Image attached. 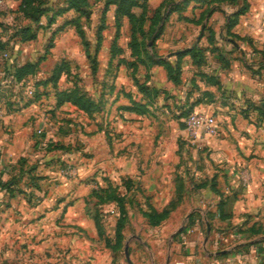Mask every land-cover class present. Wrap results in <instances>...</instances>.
<instances>
[{"label": "crops", "instance_id": "obj_1", "mask_svg": "<svg viewBox=\"0 0 264 264\" xmlns=\"http://www.w3.org/2000/svg\"><path fill=\"white\" fill-rule=\"evenodd\" d=\"M161 1L147 0L148 15ZM247 1L232 28L243 38L224 29L233 4L220 3L207 18L216 31L212 43L199 36L203 25L181 16L197 17L202 6L191 0L169 14L155 40L158 55L173 60L178 49L216 47L204 50L199 63L183 55L178 83L162 64L138 62L140 89L131 68L116 65L118 57L135 58L130 35L116 39L122 52L111 66L110 39L103 35L97 115L69 101L49 112L40 102L12 111L10 102L0 101V180H10L12 191L0 186V264H128L125 244L134 264H264V67L254 50L264 48V0ZM65 106L81 112L79 118L58 116ZM190 107L217 120V135L200 147L187 141L184 127L170 132L158 125L182 121ZM72 134L80 135L82 147L46 148L70 143ZM80 149L87 153L80 156ZM58 158L74 163L76 178L59 174ZM18 171L21 176L12 177ZM93 185L114 187L116 197L99 202ZM138 186L142 193H135ZM174 198L167 216L150 224L143 210H161ZM119 200L126 219L117 245ZM135 200L142 211L129 206ZM217 231L235 235L219 247Z\"/></svg>", "mask_w": 264, "mask_h": 264}, {"label": "trees", "instance_id": "obj_2", "mask_svg": "<svg viewBox=\"0 0 264 264\" xmlns=\"http://www.w3.org/2000/svg\"><path fill=\"white\" fill-rule=\"evenodd\" d=\"M191 0H162L153 10L151 15L147 13V0H105V5L102 8L100 23L96 29V40L93 47V50L90 48V43L88 38L85 37V31L83 30L79 21L75 18H69L64 20L62 26L65 24H73L76 28L78 36L81 39V42L84 46V52L90 58L91 61V71L95 72L97 70V54L101 46V42L103 39L102 30L105 28V14L108 9L109 2L115 3V18L114 23L116 25V32L114 34L113 40L110 44V59L111 60L119 55L122 52V47L117 44L118 37V29L122 24V20L127 18L130 24V38L127 42V45L130 48V54L135 56L134 59H126L124 57H118L117 64L120 62H124L129 68H131V74L134 82L138 85L140 89H143L141 83L134 76V72L138 65V62L143 63L145 65H150L152 63H159L164 66L167 72V76L174 83L180 82V72H181V58L185 54H190L193 60L197 63L203 61V52L206 49L213 50L214 46H199L197 44L192 45L190 47H185L182 49H178L174 52L175 58L173 60H169L166 57H161L157 54L155 50V40L161 34L163 29L164 21L167 19L169 14L173 11L181 12L185 9L186 5ZM198 6H202L203 9L199 12L198 16L189 17L187 15H181L185 20L192 21L200 26L203 25L202 34H206L207 40L209 43H212L215 36L216 31L209 25H207V18L210 14L219 8L220 3L226 2L229 4H233V10L226 16L224 29L227 35H230L232 38H243L239 34L232 31L233 26L237 23L238 18L241 14H243L249 6L247 0H192ZM29 0H20L17 11L18 12H28L27 15L33 21H38L43 15L47 17V24L50 25L55 22L56 16L62 15L65 11L69 9H74L80 15H84L86 18L89 16V0H67V4L62 7H58L57 9H52L51 7H46L43 1H38V3L34 6V9L29 14ZM134 8H139L140 11L136 12ZM148 22V23H147ZM147 23V27L145 26ZM61 27H57L58 30ZM15 35L18 36L20 40H30L34 39L37 36V29H31L30 25H18L15 29ZM249 40V39H248ZM7 42L0 40V51L5 48ZM51 45V41L48 42V45L45 49L44 54H42L36 61H24L20 64L10 65L7 62H4L5 66L3 67V75L2 79L5 78H13L14 80H20L23 76L34 73L37 69L38 63L41 59L45 58V53H47L48 46ZM255 51L260 53V67H264V48L257 49L254 48ZM71 69L69 63L64 59L57 62L53 68L51 69L48 76L43 79H40L38 83L47 84L50 83L51 86L55 90L56 100L55 106H59L66 101H70L75 104L77 107L88 112V114H92L94 111L100 109L99 100L95 101L90 95L82 93L79 95H73L71 92L75 90L72 87H66L60 89L58 87V81L62 75H70ZM7 83V82H6ZM2 84V82L0 83ZM1 89V86H0ZM84 91V90H83ZM84 97V99H83ZM86 98V99H85ZM20 100V99H19ZM27 105V101H23L21 106ZM20 106V105H19ZM192 110L191 107L186 111L185 115ZM49 149L51 148H64L63 144L54 143L48 145ZM10 180H0V186L4 187L8 190V192H12L9 190ZM109 191L106 188H93L92 193L98 198L99 202L105 201L108 198L116 197L114 194V187ZM11 194V193H10ZM176 201L172 199L167 205H165L161 210H156L152 205H148L146 210H143V214L147 217V220L150 224H158L163 218L167 216L169 211L174 207ZM120 214L116 220L115 227V244H120L122 239V227L124 225L126 215L125 208L123 202L119 200L118 202ZM218 216H220L218 214ZM94 218L96 223H99L100 216L96 212L94 214ZM186 226L180 229V232L185 229ZM221 264H233V263H221Z\"/></svg>", "mask_w": 264, "mask_h": 264}, {"label": "rangeland", "instance_id": "obj_3", "mask_svg": "<svg viewBox=\"0 0 264 264\" xmlns=\"http://www.w3.org/2000/svg\"><path fill=\"white\" fill-rule=\"evenodd\" d=\"M38 1L40 0H29V14L33 11L34 6L38 3ZM41 1H43L46 7H51L52 9H57L60 6L62 7L63 5L67 4V0ZM19 2L20 0L0 1V40L7 42L5 48L0 51V83L2 82V84H0V101L3 100L6 103L10 102L8 108L12 111L20 110V107H23L21 105L19 106V102L17 101V99H20L22 102L27 101L28 106L32 105V103L40 102L44 105L46 112L52 111V106L54 108L56 100L55 90L50 83L41 84L38 83V81L48 76L53 66L61 59H65L69 63L71 73L70 75L64 74L60 77L58 81V87L60 89H63L73 86L75 90L71 92V94L82 95L83 93V95H90L95 101L99 100L97 90L98 87L97 85H94V83H99L100 80L98 63L97 70L95 72H92L90 58H88L83 50L84 46L81 42L80 37L78 36L76 28L73 24H65L64 26H62V23L64 22V20L69 18L77 19L81 24L83 30L85 31V37L89 40L91 50H93L96 40V29L100 23L101 12L103 6L105 5V0H89L88 18H86L84 15H80L74 9H69L62 15L56 16L55 22L50 25L47 24L46 15H43L36 22L29 18V16L27 15L28 12H18L16 9ZM115 7L116 6L114 2H109L108 9L105 14L106 26L102 30L103 35H106L107 38L110 39V44L112 42L111 39L113 40L114 34L117 31L116 25L114 23ZM150 10L152 11V9ZM139 11L140 9L136 8V12ZM19 24H28L30 25L31 29H37V36L34 39L30 40H20L18 36L14 34L15 29ZM57 27L61 28L57 30ZM199 27L197 28V31L199 30ZM118 32L119 34L117 38L121 41V39H124L126 35H130V24L128 25L126 22L122 21ZM50 41L51 45L48 46L49 48L47 50V53H45V58L39 61L37 69L34 73L27 74L20 80H14L13 78L9 77L5 78L6 80L2 79L3 67L5 66L4 62H7V64L11 67L12 65L20 64L27 60L36 61L42 54H44L48 42ZM108 64L111 66V63ZM13 103L15 105H12ZM72 109H68L66 106L60 108L58 116L63 115V113L69 112L72 113V115H75L72 117L78 119L81 115V112H79L77 109ZM97 112L98 110L94 111L95 114ZM56 114L57 112H55V114H51V116L56 117ZM163 124L159 123L158 125L160 128L170 130V132H175L176 130H178L177 124L183 127L182 121H173L172 123H167V127H163ZM40 129L41 128H39V130ZM175 137L178 143L180 142V140H183L181 138V134H176ZM71 138L72 140H69L70 143L68 144L60 141L47 144L49 145L54 143H61L65 146L61 149L71 148V144H74L76 148H80L83 146L84 142H82V138L80 137V135L76 134L74 138V135L72 134ZM34 139H37V141L40 140L38 131L36 132ZM48 145L46 147L47 149H49ZM80 152L87 153L82 149L79 150V153ZM80 154V156H82V153ZM58 159L59 161L56 162V168L59 174L66 178H76L77 175L74 163L71 160H66L65 158ZM79 160L81 161L82 158L80 157ZM66 169L69 172L64 173L63 170ZM20 176V171H18L14 173L12 177L19 178ZM94 188L97 187L94 186ZM135 193H142L140 186L135 188ZM174 200L176 201L175 198ZM128 204L134 210L139 209L142 211L139 205L140 203L137 200L129 202Z\"/></svg>", "mask_w": 264, "mask_h": 264}, {"label": "built area", "instance_id": "obj_4", "mask_svg": "<svg viewBox=\"0 0 264 264\" xmlns=\"http://www.w3.org/2000/svg\"><path fill=\"white\" fill-rule=\"evenodd\" d=\"M182 122L185 138L189 143L197 147H200L207 138L216 136L218 132L217 120L214 113L204 108L190 110L183 116ZM63 172L69 171L66 169ZM190 230H192L191 227ZM234 235L235 233L223 234L221 231H217L214 236V243L219 247L225 246L231 242Z\"/></svg>", "mask_w": 264, "mask_h": 264}, {"label": "water", "instance_id": "obj_5", "mask_svg": "<svg viewBox=\"0 0 264 264\" xmlns=\"http://www.w3.org/2000/svg\"><path fill=\"white\" fill-rule=\"evenodd\" d=\"M202 30H203V26L201 27V31L199 33V36L202 34ZM207 232H209V224L208 223H207ZM224 251H225V249L220 250L219 252H224ZM124 255H125V258H126V261L128 262V264H134L132 262V260L130 259L129 252H128L126 244H125V247H124Z\"/></svg>", "mask_w": 264, "mask_h": 264}]
</instances>
